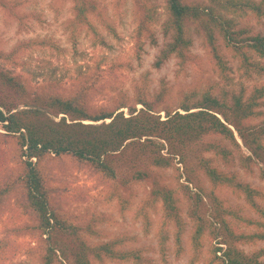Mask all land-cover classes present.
I'll return each instance as SVG.
<instances>
[{
    "label": "rangeland",
    "instance_id": "rangeland-1",
    "mask_svg": "<svg viewBox=\"0 0 264 264\" xmlns=\"http://www.w3.org/2000/svg\"><path fill=\"white\" fill-rule=\"evenodd\" d=\"M5 1L7 6H0V70L22 82L30 98L39 93L71 96L83 78L95 74L100 81L89 94L91 107L104 108L121 98L133 103L144 92L153 100L161 97L154 111L164 119L162 109H174L180 97L192 92L196 93L193 99H199L213 84H217L212 92L215 97L220 96L221 90L229 94L244 90L247 97L254 87L264 85V76H243L239 61L227 51L224 54L231 80L223 82L200 36L189 24L192 46L188 62L179 66L178 60L170 57L156 67L160 51L171 40L164 31L165 0H147L155 11V44L144 38L141 49L133 34L138 17L135 0H88L94 5L86 16L93 30L84 22L73 20L70 0H17L21 4L16 8ZM235 20L237 28H247L251 35L264 32V20L258 22L251 15ZM140 108L137 103L136 109ZM123 111L127 115L125 108ZM255 111L262 114L239 123L246 133L263 126L264 99ZM233 134L238 146L221 137L208 138L235 155L232 167H224L213 152H204L202 157L232 174L229 176L242 185L240 188L212 184L192 166V174L186 175L177 157L168 168L147 164L141 168L136 163L135 168L121 167L114 180L104 178L71 156L50 154L37 167L49 190L51 209L61 219L79 225L82 237L91 244L127 235L130 240L120 249L148 248L142 250V256L150 264H218L212 252L221 247L216 255L224 258L222 254L229 245L245 255H257L264 264V239L260 238L264 235V164L255 157L241 161V155L251 154L237 132L233 130ZM259 143L264 157V136ZM25 161L17 136L6 135L0 126V191H7L0 196V249L12 250L3 252L6 258L0 264L44 263L41 248L46 237L37 232L34 218L26 213L24 195L17 183L25 172ZM138 169L149 175H133ZM156 188L172 191L177 217L165 215L161 200L153 195ZM245 190L252 193L249 197L255 203L253 207ZM198 227L202 229L199 237L195 234ZM90 229H94L91 234ZM159 232L166 235L163 254L158 248ZM52 264L60 263L56 260ZM91 264L135 263L103 258L92 260Z\"/></svg>",
    "mask_w": 264,
    "mask_h": 264
},
{
    "label": "trees",
    "instance_id": "trees-1",
    "mask_svg": "<svg viewBox=\"0 0 264 264\" xmlns=\"http://www.w3.org/2000/svg\"><path fill=\"white\" fill-rule=\"evenodd\" d=\"M70 1L73 20L77 23L84 22L93 30L86 18L94 9L93 3L88 0ZM135 1L138 17L133 34L138 49H141L144 38L155 44L152 32L156 21L155 11L147 0ZM7 2L11 6L14 4L15 8L21 4L17 0ZM5 5L7 6L6 1L0 0V6ZM165 12L167 18L164 31L170 34L171 40L160 51L156 67L170 57L176 58L179 66L188 62V52L192 46L187 26L189 24L200 36L202 46L223 82L231 80L227 75L231 69L224 51L230 52L232 58L239 61V71L243 76L251 77V73L264 76V32L251 35L249 29L237 28L235 20L236 17L251 15L256 21H263L264 0H207L205 4L188 0H165ZM1 53L0 51V55ZM94 75L83 78L77 84L78 90L71 96L39 93L30 98L22 82L0 70V126L6 135L17 136L21 154L26 157L25 172L19 175L17 183L24 195L26 213L34 218L37 232L46 237L41 248L42 264H52L56 260L60 264H91L92 260L103 258L150 264L142 256V250L146 251L148 248L120 249L130 240L127 235L91 244L82 237L79 225L58 217L50 207L49 190L44 185L37 164L50 154L71 156L80 163L88 164L104 178L114 180L121 167L135 168L136 163L141 168H146V164L155 168H168L177 157L186 175H191L192 167H195L212 184L240 188L242 185L234 183V178L229 176L232 174L211 165V161L203 158L202 153L213 152L224 167H232L235 155L208 138L221 137L238 146L234 130L251 154L246 157L241 155V161L255 157L264 164L261 151L263 147L259 143L264 136V123L248 133L239 125L242 120L253 119L262 114L255 110L264 99V85L254 87L247 97L244 90L239 94L221 90L220 96L215 97L212 92L217 84H213L202 92L199 99H193L196 93L192 92L191 95L180 97L174 109H162L164 119H161L154 111L161 103V97L156 96L153 100L144 92L137 95L133 103L121 98L104 108L91 107L89 94L95 89L96 82L100 81V76ZM137 103L141 104L138 110ZM58 115L62 116L55 121L54 118ZM31 159H35V163ZM187 159L195 161L188 162ZM133 175L149 174L138 169ZM5 192V189L0 191V196ZM244 193L250 199L252 193L248 190ZM153 195L161 200L167 217H177L171 190L156 188ZM250 201L253 207V199ZM258 211L263 214L261 208ZM223 225L222 221V227ZM199 227L195 232L198 237L202 233ZM93 230L90 229L89 234ZM158 234V248L163 254L166 235L161 232ZM176 238L179 239L178 236ZM260 238L264 239V235L261 234ZM223 242L225 244L227 241ZM227 247L222 254L224 258L216 255L221 247H215L212 252L216 261H219L218 264H263L257 255L248 256L229 245ZM4 250L0 249V260L6 258L3 257V252H12Z\"/></svg>",
    "mask_w": 264,
    "mask_h": 264
}]
</instances>
